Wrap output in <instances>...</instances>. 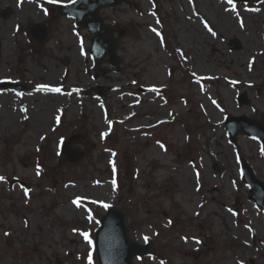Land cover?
<instances>
[{"label":"rangeland","instance_id":"1","mask_svg":"<svg viewBox=\"0 0 264 264\" xmlns=\"http://www.w3.org/2000/svg\"><path fill=\"white\" fill-rule=\"evenodd\" d=\"M70 2L0 0L10 12L0 16V82L60 89L0 90V264H98V221L116 205L133 241L150 246L134 264H264V212L240 171L245 160L264 181V154L243 132L232 143L225 125L229 116L264 125V0L103 9L119 31L121 69L103 61L111 70L99 79L94 35L56 11ZM41 23L51 34L42 46L29 35ZM96 86L105 101L83 94ZM73 135L86 152L76 164L61 155Z\"/></svg>","mask_w":264,"mask_h":264},{"label":"water","instance_id":"2","mask_svg":"<svg viewBox=\"0 0 264 264\" xmlns=\"http://www.w3.org/2000/svg\"><path fill=\"white\" fill-rule=\"evenodd\" d=\"M156 1V0H154ZM236 2L252 0H233ZM260 1V0H253ZM125 0H76L69 5H58V11L61 16L67 15L75 19L78 28L87 29L89 32L96 35L92 40V48L90 54L94 60V64L98 68L96 72V79L100 76H105L108 72L100 70L99 67L102 61L108 57L107 63L112 65L114 71L120 70V56L118 53L119 42L114 39V28L112 26H105L104 21L98 16V12L103 8L114 7L122 4ZM81 5L86 6L84 9ZM0 14L7 18L9 13L0 11ZM91 16L92 18H90ZM103 31V32H101ZM33 40L42 44L48 40L50 36L48 29L44 24L36 25L31 30ZM234 48L242 50L239 40L234 39L232 43ZM13 89L15 91H44L50 88L36 87L29 84H16L13 82L0 83V89ZM50 91V90H48ZM146 92L147 89L142 90ZM53 92V91H52ZM87 96L94 95L95 97L105 100L106 93L103 88H93L84 92ZM242 105L248 104L247 94L239 99ZM226 127H228V138L232 143H235L237 135L240 131L249 135L250 137L259 140L264 152V125L244 117H228L226 120ZM80 136H73L63 145V155L66 160L72 163H77L86 155L82 151L72 150L71 146L79 142ZM241 171L243 173V180L248 187H250V199L255 201L258 207L264 211V182L258 181L256 175L249 164L242 163ZM100 226L95 234V254L97 255L99 264H133L136 257L147 256L149 253V245H141L135 243L128 232V224L126 221V212L120 206H111L107 208V213L100 219Z\"/></svg>","mask_w":264,"mask_h":264},{"label":"snow or ice","instance_id":"3","mask_svg":"<svg viewBox=\"0 0 264 264\" xmlns=\"http://www.w3.org/2000/svg\"><path fill=\"white\" fill-rule=\"evenodd\" d=\"M50 2H51V0H50ZM74 2H75V0H74ZM228 2L232 3V0H228ZM233 11H235V7H233ZM241 26H243V25L241 24ZM205 27H207V24H205ZM153 31H155V29H153ZM214 34L215 33H213V35ZM157 35L159 36L160 34L157 32ZM47 90L54 91V92H59L60 91L59 88H53V89H47ZM3 179H4L3 177H0V180H3ZM6 235H8V233H6Z\"/></svg>","mask_w":264,"mask_h":264},{"label":"bare ground","instance_id":"4","mask_svg":"<svg viewBox=\"0 0 264 264\" xmlns=\"http://www.w3.org/2000/svg\"><path fill=\"white\" fill-rule=\"evenodd\" d=\"M227 18H228L229 22L231 23L233 17L230 15H227Z\"/></svg>","mask_w":264,"mask_h":264},{"label":"trees","instance_id":"5","mask_svg":"<svg viewBox=\"0 0 264 264\" xmlns=\"http://www.w3.org/2000/svg\"><path fill=\"white\" fill-rule=\"evenodd\" d=\"M122 163V162H121ZM124 171V170H123ZM124 173V172H123ZM147 205H148V203H147Z\"/></svg>","mask_w":264,"mask_h":264}]
</instances>
